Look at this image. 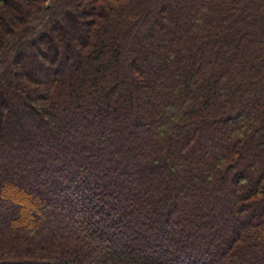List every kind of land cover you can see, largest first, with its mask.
I'll return each mask as SVG.
<instances>
[{
  "label": "trees",
  "instance_id": "16d2710c",
  "mask_svg": "<svg viewBox=\"0 0 264 264\" xmlns=\"http://www.w3.org/2000/svg\"><path fill=\"white\" fill-rule=\"evenodd\" d=\"M0 264H264V0H0Z\"/></svg>",
  "mask_w": 264,
  "mask_h": 264
},
{
  "label": "rangeland",
  "instance_id": "374dc122",
  "mask_svg": "<svg viewBox=\"0 0 264 264\" xmlns=\"http://www.w3.org/2000/svg\"><path fill=\"white\" fill-rule=\"evenodd\" d=\"M170 37V36H169ZM51 51V52H50ZM63 51L65 52V46H63ZM51 53V54H49V55H52L53 53H52V49H51V46H49L48 47V50H46V53ZM63 55V54H62ZM24 60V59H23ZM26 60V59H25ZM24 60V61H25ZM30 59L29 58H27V60L24 62V61H22L24 64L25 63H27V66H30V64L32 65L33 63H32V61L30 62L29 61ZM61 60H62V57H61ZM55 71H58V69L56 68V70ZM26 74H28V75H30V76H32V77H34V78H38V79H40V80H43L44 78H45V76H48L47 75V73H46V71L45 70H42V69H40L39 67L38 68H36L35 67V69H31V67H27L26 68ZM150 78H152L153 79V76H150ZM22 134V133H21ZM20 137L22 136V135H19ZM142 136V135H141ZM175 178H179V179H181L182 180V182H189L190 180L189 179H191V175H190V173L188 172V171H186L185 170V172H180V174L178 175H175Z\"/></svg>",
  "mask_w": 264,
  "mask_h": 264
}]
</instances>
